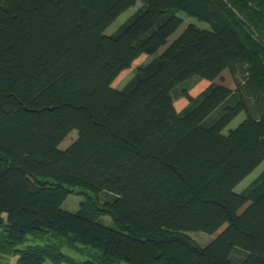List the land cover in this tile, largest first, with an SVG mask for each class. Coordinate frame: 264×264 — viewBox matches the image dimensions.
<instances>
[{
	"label": "trees",
	"instance_id": "trees-1",
	"mask_svg": "<svg viewBox=\"0 0 264 264\" xmlns=\"http://www.w3.org/2000/svg\"><path fill=\"white\" fill-rule=\"evenodd\" d=\"M180 11L210 28L190 25L115 88L138 57L168 44ZM196 77L211 84L185 92L179 112L174 92ZM263 162L264 0H0V255L264 264V171L235 190ZM75 187L93 195L72 212L63 204ZM196 231L214 238L201 246ZM30 235L44 243L19 248Z\"/></svg>",
	"mask_w": 264,
	"mask_h": 264
},
{
	"label": "rangeland",
	"instance_id": "rangeland-1",
	"mask_svg": "<svg viewBox=\"0 0 264 264\" xmlns=\"http://www.w3.org/2000/svg\"><path fill=\"white\" fill-rule=\"evenodd\" d=\"M143 3L139 1L134 7L127 10L125 13H123L108 29L107 34H115L119 31L142 7ZM178 15L183 19V24L181 27L169 38L168 44L163 46L156 54L154 55H141L138 57L133 64L123 70L118 77L115 79L113 86L117 89H122L124 86L130 81L134 75L138 72L139 69L146 67L154 58L159 57L162 55L167 47L173 43L190 25H196L200 28H210V24L199 20L197 17L190 16L184 11H180ZM223 81L225 83H231L232 82V76L230 72H226ZM211 82L205 79L201 78H192L188 80L187 82L179 85L175 92H174V99H175V105L179 112L183 111L186 107L190 105V100L185 95V92L188 93L190 96L196 98L201 95V93L206 90L210 86ZM214 116H217V113L214 114ZM247 118V114L245 111L241 112L236 118H234L230 124L225 128L224 132L227 133L230 129L236 128L238 125H240L245 119ZM78 136V131L74 130L69 134V136L64 140V142L61 144L62 148H66L69 145H71L75 139ZM264 171V162L256 168L249 176H247L238 186L236 187L237 192H242L245 190L254 180L258 178V176ZM89 195H93L92 192L75 187L72 189V192L67 197L66 201L63 204V208L75 212L79 209L80 202L82 200H85ZM111 195L109 194H102L101 199L106 200L110 199ZM103 222L107 225L113 226V218L110 214H105L103 216ZM188 235L191 237V239L196 242L197 244L201 246L208 245L212 239L214 238V235L196 231V232H189ZM44 242L40 239L34 238L33 235L29 236V239L24 244H21L19 248H24L27 245H33V244H43ZM79 256V255H77ZM243 257L241 253H236L235 258L237 260H240ZM2 257H0L1 260Z\"/></svg>",
	"mask_w": 264,
	"mask_h": 264
},
{
	"label": "crops",
	"instance_id": "crops-1",
	"mask_svg": "<svg viewBox=\"0 0 264 264\" xmlns=\"http://www.w3.org/2000/svg\"><path fill=\"white\" fill-rule=\"evenodd\" d=\"M74 257L78 258V259H83V257H79L77 255L71 254ZM1 260H0V264H18V256L16 255H10V256H5V255H0ZM43 264H56L55 262H53L52 260H46ZM60 264H70L68 262H62ZM119 264H128V263H119Z\"/></svg>",
	"mask_w": 264,
	"mask_h": 264
}]
</instances>
